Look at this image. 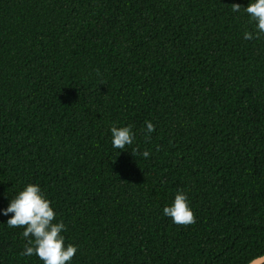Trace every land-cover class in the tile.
<instances>
[{
    "label": "trees",
    "instance_id": "16d2710c",
    "mask_svg": "<svg viewBox=\"0 0 264 264\" xmlns=\"http://www.w3.org/2000/svg\"><path fill=\"white\" fill-rule=\"evenodd\" d=\"M251 2L0 0V264H44L21 255L24 228L3 214L30 183L77 246L66 264L264 255V34L244 39L257 32ZM129 125L133 144L113 148L111 128ZM178 191L194 224L163 214Z\"/></svg>",
    "mask_w": 264,
    "mask_h": 264
},
{
    "label": "clouds",
    "instance_id": "9594fccd",
    "mask_svg": "<svg viewBox=\"0 0 264 264\" xmlns=\"http://www.w3.org/2000/svg\"><path fill=\"white\" fill-rule=\"evenodd\" d=\"M240 4H232V11L239 12ZM250 16L251 21L256 23L257 32L246 31L244 39L250 40L259 38L264 34V0H252L244 8ZM147 133L151 134L155 126L151 121H146ZM113 148L124 150L127 146L133 144L134 133L131 126L111 128ZM137 149H132L135 155ZM143 157L148 158L150 153L145 150ZM50 201L45 197L41 188L37 184H28L13 198L9 206L4 210V215L14 213L8 220L7 225L10 228L23 227V237L27 242L24 245L22 256L31 257L36 255L44 264H66L72 260L77 252V246L68 244L65 247L63 231H66V225L63 221L54 222L56 213L50 206ZM163 214L172 219L177 225H191L196 222L195 215L189 206L187 194L178 191L174 201L170 206L163 208ZM247 264H264V255L257 254L250 258Z\"/></svg>",
    "mask_w": 264,
    "mask_h": 264
}]
</instances>
